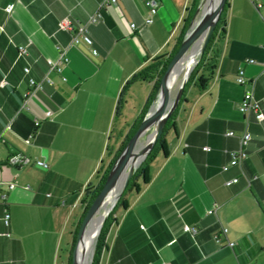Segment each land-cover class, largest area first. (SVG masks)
<instances>
[{
    "label": "crops",
    "instance_id": "crops-1",
    "mask_svg": "<svg viewBox=\"0 0 264 264\" xmlns=\"http://www.w3.org/2000/svg\"><path fill=\"white\" fill-rule=\"evenodd\" d=\"M101 1L0 0V264H66L85 191L108 167L118 133L133 124L119 121L120 109L136 84H148L146 102L151 83L124 87L150 59L175 49L192 3L157 0L148 8L146 0H116L99 8ZM226 1L212 74L203 89L193 85L183 94L165 135L166 155L157 153L147 182L123 195L98 264H264V119L245 124L238 109L244 88L235 80L240 65L264 114V0ZM64 19L72 31L58 28ZM80 29L90 45L72 43ZM47 59L61 71L50 70ZM24 66L35 80L51 81L27 104ZM246 127L245 158L223 169ZM12 154L25 157L20 166L6 163ZM220 227L227 229L222 246L212 239Z\"/></svg>",
    "mask_w": 264,
    "mask_h": 264
},
{
    "label": "trees",
    "instance_id": "trees-1",
    "mask_svg": "<svg viewBox=\"0 0 264 264\" xmlns=\"http://www.w3.org/2000/svg\"><path fill=\"white\" fill-rule=\"evenodd\" d=\"M198 2H199V0H192L191 12L189 14L188 19L184 22L183 29H182V35L179 38V40L177 41L175 49L168 55H160V56H156V57L150 59L134 76L131 77L129 82L126 83L124 89H127L133 82H136V81L151 83L150 94H149L143 108L141 109L139 116L137 117L135 122L129 127L127 132H125L124 134L118 133L119 134L118 137L120 139L118 142V147L115 150L113 158L109 162L108 167L102 172L101 176L99 177L97 184L94 185L93 187H87V189L85 191V195L82 198L83 210H82V213L80 214L79 219H78V221H77V223L74 226V229L72 231V242H71L70 249L68 251L66 264L71 263V252H72L75 240H76L77 230H78V227H79V224L81 222L82 217L84 216V214H85L87 208L89 207L90 203L92 202L93 198L96 196V194L98 193V191L102 187L104 180H105V178L109 172V169L111 168L114 160L116 159V157L120 153L123 146L127 143L129 138L132 136L133 132L135 131V129L137 128V126L139 125L141 120L143 119V116L146 113L147 108L150 105V103H151V101L155 95L159 81H160V79H161V77H162V75H163V73L167 67V64H168L169 60L172 58V56L174 55V53L176 52V50L178 49L180 42L182 40V37H183L186 29L188 28L189 23H190L193 15H194L196 9H197ZM226 4H227V1L225 3V6H226ZM225 6H224V9H225ZM223 10H222L214 28H213V30H212V33H211L210 38L206 44L205 49L203 50L201 56L197 60L198 62L195 64V67H194L193 71L191 72L188 81H186L184 86H183L182 93H181V96L179 98L178 104L181 102V100L183 98V93H184L187 86H189L191 83H195V87L198 90L203 89V84H202L203 79L209 78L212 74V71H213L214 66H215V57L217 56L219 44H220V41L225 34V16L223 14ZM176 109L177 108H174L172 110L171 114L169 115V117L167 118L165 125H164V128H163V131H162L160 137L158 138V140L156 141V143L154 144V146L152 147V149L150 150V152L148 153L147 158L138 167V169L133 172V174L128 179V182L124 188L123 195L125 194V192H127L131 189L137 190L139 188V181H141L142 183L147 182L146 166H147L148 162L157 153L161 152L163 155H166L165 135H166L167 131L169 130V128L173 125V118H174ZM123 195L119 198L118 202L112 208V210L110 211V214L108 215V217L106 218V220L104 221V223L101 226L90 264H98V262H99V257H100V253L104 247V241H105L107 230H108L111 222L114 220L113 214H114L115 208L117 206L121 205V203H123Z\"/></svg>",
    "mask_w": 264,
    "mask_h": 264
},
{
    "label": "water",
    "instance_id": "water-1",
    "mask_svg": "<svg viewBox=\"0 0 264 264\" xmlns=\"http://www.w3.org/2000/svg\"><path fill=\"white\" fill-rule=\"evenodd\" d=\"M202 1L203 0L199 1L197 9H196V11H195L190 23H189L188 28L186 29V31L182 37V40L180 42L178 49L176 50V52L174 53V55L172 56V58L169 60V62L167 64V67H166V69H165V71H164V73H163V75L159 81L155 95H154V97H153V99L149 105V108H148L145 116L143 117V119L141 120V122L139 123V125L137 126L135 131L133 132L132 136L129 138L127 143L123 146L120 153L118 154V156L114 160V162H113L111 168L109 169V172H108V174L104 180L102 187L100 188V190L98 191L96 196L93 198V200L90 203L89 207L87 208L84 216L82 217L81 222H80L79 227H78V230H77L76 240H75L72 252H71V263L70 264H81V261L79 260V258L76 255L77 251H78V246H79L80 240L86 231L89 220L92 218V216L94 215V213L96 212V210L98 209L100 204L103 202L104 198L106 197V195L108 194L110 189L116 183L119 175L121 174L123 167H124V161H125L126 154L128 153L131 146L135 143V141L141 135L146 133L149 129L154 128L153 137L150 140L148 146H146V148L142 152L143 157L146 156L150 152V150L152 149V147L154 146V144L156 143L158 138L160 137L167 118L171 114L174 107L177 105L179 98L181 96V93H182L183 85H181V87H180V90L178 92V95L175 98V101L172 105V108L169 109L167 107L165 99L160 95V91H161V88L164 84V81L166 80V78L169 75L172 68L175 66L176 62L182 57V55L189 48V46L192 45L195 42V40L203 34L202 41L200 44V49H199V57L201 56L203 50L206 47V44H207L209 38H210L212 30H213V28H214V26H215V24H216V22L220 16L221 12H222V10L224 9L225 3H226V0H217L216 4H214L213 3L214 0H209L206 9L203 10V12L198 17V14L201 11ZM196 63H197V61L195 62V64ZM134 170L135 169H131L125 174L124 179H123V183H122V191L124 190V188L128 182V179L133 174ZM113 206L110 207L109 209H107L101 218L99 227L97 229V232H96V235L94 238V243H93V246L91 249L90 262L92 260L93 251H94V248L96 245V241H97L101 226L104 223V221L106 220V218L108 217V215L110 214V211L112 210ZM90 262H89V264H90Z\"/></svg>",
    "mask_w": 264,
    "mask_h": 264
},
{
    "label": "built area",
    "instance_id": "built-area-1",
    "mask_svg": "<svg viewBox=\"0 0 264 264\" xmlns=\"http://www.w3.org/2000/svg\"><path fill=\"white\" fill-rule=\"evenodd\" d=\"M116 0H102L101 2H99L98 7L101 8L106 4H115ZM157 4V0H146L145 1V5L148 8H154ZM13 4H9L5 7V11L6 12H10L13 8ZM99 17V14H93L90 18L91 21L97 20ZM152 19L146 18L144 20L145 23H149L151 22ZM131 28L135 27V23H130L129 24ZM58 28L62 29V30H68V31H72V27H71V23L69 19H64L61 20L58 23ZM72 43H77L80 40H83L84 42H86L88 45L91 44V39L84 33L83 29L77 30L76 32L72 33ZM93 53H96L95 50H92ZM18 53L20 55H26V47L25 46H20L18 47ZM59 60H61L62 62H66L67 58L64 54V52H60L59 54ZM244 61L246 62H254L253 59H245ZM47 64L49 66L50 70H54L56 72H60L61 71V66L55 61V60H51V59H47ZM23 72L26 76L29 75L30 72V68L29 66H24L23 67ZM64 79V78H63ZM235 80L236 82L241 85L244 90H243V94L242 97L240 99L239 102V111L243 114L244 116V121L245 124L247 125V121L249 120V118H253L256 121H262L264 119V114L260 108V105L258 103V101L255 99L253 92H252V85H253V80L250 79L249 77H247L244 74L243 71V67L242 66H238L237 67V71H236V75H235ZM44 83L50 84L51 81L48 77L43 76L41 79L39 80H35L34 78L28 76V90L23 94L24 97V104H27V101L29 100V98L32 96V94L37 91V90H41L42 86ZM3 84V81L1 82V85ZM51 114L50 110H46L44 111V116H49ZM35 125L39 124V120H35ZM32 134H29L28 137L26 138V142H29V139L32 137ZM228 136H232L234 135L233 131H228L227 132ZM239 139V148L237 150H232L229 152L230 154V160L229 163L227 165L223 166V169H226L228 166H232V165H239L242 160L245 158L246 153H245V146L247 145L249 139H250V133L247 130V127L244 129V131L240 134V136L238 137ZM204 149H207L206 147ZM25 160L24 156H20L18 154H12L10 155L7 160L6 163L12 166H20L21 163ZM34 164L36 166L42 167V168H47L48 164L44 161L41 160L39 158H35L34 159ZM237 179L233 178L231 180H228L225 182V184H230L232 182H235ZM13 187V185H10V188ZM208 213H215V208L208 210ZM9 213H5L3 216V223L5 225H8L9 223ZM182 231L189 233L191 235L196 234L197 232V228L195 227H191L188 225H183L182 226ZM227 232V229L225 227H220V229L215 232L212 236L213 241L218 245V246H222V237L221 235H225ZM234 245L233 242L230 241H226L225 246L232 248Z\"/></svg>",
    "mask_w": 264,
    "mask_h": 264
},
{
    "label": "rangeland",
    "instance_id": "rangeland-1",
    "mask_svg": "<svg viewBox=\"0 0 264 264\" xmlns=\"http://www.w3.org/2000/svg\"><path fill=\"white\" fill-rule=\"evenodd\" d=\"M214 1H213V3H214ZM208 2H209V0H203L202 1L201 11L198 14V17L203 12V10L206 9V7L208 5ZM202 37H203V34L201 36H199L192 45L189 46V48L185 51V53L182 55V57L176 62L175 66L173 68L172 74H173V76L175 78L173 80H169V82H168V84L166 86V89H165L167 94L164 95V99H165L167 107L169 109H171V107H172V105H173V103L175 101V98L178 95V92L180 90L181 85L184 86L185 82L188 81L189 76H190L191 72L193 71V69L195 67L194 64L199 58V50H198V53L196 55L193 54V50L198 45L200 47V44H201V41H202ZM181 60H182V64H185L187 61H189V63H190V69L186 73L184 79H182V74H180L182 71H184V68H182V66H180V64H179ZM193 85H195V83L190 84L189 86H187L185 91H184V93L186 91H188L189 88L193 87ZM146 87H148V84H136V85H134V87H132L130 89V91L128 92V96L126 98V101L123 104L122 108L120 109V116H119V119H120L119 121L120 122H126V123H129V124H132V123L135 122V119H137L136 118L137 114L143 108V106L145 104L144 96H145V93H146ZM182 89H183V87H182ZM177 106H178V103H177V105L174 108H177ZM148 108H149V106H148ZM148 108H147V110H148ZM145 114H144V116H145ZM153 134H154V128L149 129L146 133L141 135L135 141V143L129 149V152L130 153H137L140 150H142L144 148V145L146 146L147 142H149V140L151 139ZM166 139H168V140L171 139V133L170 132L167 134ZM166 144H167V142H166ZM147 156H148V154L143 157L142 161L137 165L135 170L138 169V167L144 162V160L147 158ZM119 186H120V182L117 179V181L114 184V186L110 189V191L108 192V194L104 198L103 202L100 204L101 207L98 209V211H97L98 213L96 212L95 215L89 220L88 226H87L86 231H85L86 234L90 235V232H91L90 230L95 229L96 227L98 228L100 222H99L98 225L95 224L94 218L95 217H100V221H101V217L103 216L104 212L107 209H109L110 207H112L113 205L115 206L116 203L118 202L119 198L123 195L124 190L122 191V185L120 187V192L116 196L114 194L119 189ZM111 191H113V192H111ZM93 243H94V241H93ZM86 252H87V254L84 255L83 259L81 260V264H89V262H90V256H87L88 255V251H86Z\"/></svg>",
    "mask_w": 264,
    "mask_h": 264
},
{
    "label": "bare ground",
    "instance_id": "bare-ground-1",
    "mask_svg": "<svg viewBox=\"0 0 264 264\" xmlns=\"http://www.w3.org/2000/svg\"><path fill=\"white\" fill-rule=\"evenodd\" d=\"M217 0L214 1V4H216ZM211 19V18H210ZM195 48V47H194ZM199 45L196 46V48L193 50V54L196 55L198 53V50H199ZM193 49V48H192ZM193 56V55H192ZM187 57V56H186ZM190 57V56H189ZM180 66H182V68H184V71H182L180 74H182V79H184L186 73L188 72V70L190 69V63L189 61H187L185 64H182V60L180 61ZM174 68V67H173ZM173 68L172 70L170 71L169 75L167 76L166 80L164 81V84L161 88V91H160V95L164 98V95L167 94L166 92V86L169 82V80H173L175 77L173 76L172 72H173ZM181 68V67H180ZM172 108V107H171ZM153 137V136H152ZM151 137V139H152ZM150 139V140H151ZM149 140V142H150ZM149 142H147L146 146H148ZM146 146L144 145V148L142 150H140L139 152L137 153H130L128 151V154L126 155L125 157V161H124V167H123V170L121 172V174L119 175L118 177V181L120 182V186H119V189L116 191L115 196L120 192V187L123 183V179H124V176L125 174L131 170V169H135L137 167V165L142 161L143 159V155H142V152L143 150L146 148ZM123 175V176H122ZM114 189V188H113ZM113 192V191H111ZM119 196V195H118ZM114 200V199H113ZM101 206L98 207V209L100 208ZM98 209L96 210V212L98 211ZM95 212V213H96ZM94 213V215H95ZM98 213V212H97ZM93 215V216H94ZM92 216V217H93ZM102 218V217H101ZM94 222L95 224H99L100 222V217H95L94 218ZM99 227V226H98ZM97 227L95 229H92L90 230V235L89 234H86L84 233L81 240H80V243H79V246H78V251H77V257L79 258V260L81 261L84 257L85 254H87L86 251H88V255L87 256H90V253H91V248L93 246V241H94V238H95V235H96V232H97ZM90 236V237H89Z\"/></svg>",
    "mask_w": 264,
    "mask_h": 264
}]
</instances>
